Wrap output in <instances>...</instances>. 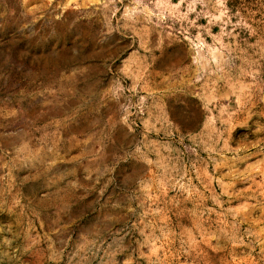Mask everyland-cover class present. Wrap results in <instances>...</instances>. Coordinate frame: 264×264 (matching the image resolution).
<instances>
[{
    "label": "rangeland",
    "instance_id": "rangeland-1",
    "mask_svg": "<svg viewBox=\"0 0 264 264\" xmlns=\"http://www.w3.org/2000/svg\"><path fill=\"white\" fill-rule=\"evenodd\" d=\"M0 264H264V0H0Z\"/></svg>",
    "mask_w": 264,
    "mask_h": 264
}]
</instances>
